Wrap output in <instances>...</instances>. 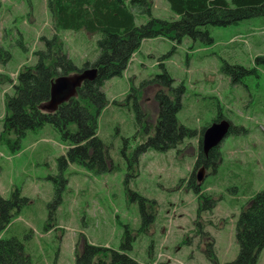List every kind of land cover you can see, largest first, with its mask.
Returning <instances> with one entry per match:
<instances>
[{
    "label": "rangeland",
    "instance_id": "obj_1",
    "mask_svg": "<svg viewBox=\"0 0 264 264\" xmlns=\"http://www.w3.org/2000/svg\"><path fill=\"white\" fill-rule=\"evenodd\" d=\"M148 1L153 17L176 19L165 0ZM146 20L139 17L137 25ZM54 25L47 0L0 1V45L11 55L0 65L1 79H9L0 84V195L10 198L18 190L27 200L3 237H17L34 264H75V251L85 243L118 250L126 230L132 238L129 255L143 264H213L207 251L216 264L233 261L239 251L236 220L251 197L264 191V65L255 62L264 56V17L224 28L209 26L211 43L143 41L125 72L103 86L108 104L98 119L97 135L106 144L109 171L68 164L61 172L64 182L53 178L68 146L50 125L28 131L17 146L2 128L5 96L13 94L18 72L35 64L34 53L45 49L41 38L56 34L61 52L77 68L97 58V34L58 32ZM224 65L241 66L247 73H222ZM162 69L172 79L171 89L183 88L176 119L184 132L174 149L148 150L135 162L136 148L155 134L157 94L169 97L172 90L158 83L139 89L140 119L127 96ZM218 114L237 132L218 146L215 170L195 168L202 130ZM193 185L200 188L198 195ZM132 193L146 200L151 218L145 225ZM203 196L216 206L198 214ZM257 264H264V249Z\"/></svg>",
    "mask_w": 264,
    "mask_h": 264
},
{
    "label": "trees",
    "instance_id": "obj_2",
    "mask_svg": "<svg viewBox=\"0 0 264 264\" xmlns=\"http://www.w3.org/2000/svg\"><path fill=\"white\" fill-rule=\"evenodd\" d=\"M1 1V0H0ZM170 12L176 19L163 20L153 17L152 5L148 0H47L48 12L55 20V31H84L97 34V58L77 68L72 60L61 52L57 44V35L50 40L41 38L45 49L36 51L35 64L22 68L16 75L13 94L4 99L5 116L2 121L3 134L13 135L15 146L28 131H35L50 125L60 136V141L67 145V151L58 159L59 175L54 182L61 179L62 170L68 164H79L96 172H107L106 144L97 135L98 119L107 107L103 92L104 83L120 77L143 41L164 38L179 45L184 38L193 41L213 42L209 31L212 27H228L252 18L264 17V0H165ZM147 20L137 25L139 17ZM11 59L10 53L0 45V65H6ZM256 64L264 65V56L255 59ZM88 69H96L93 81H85L77 88L74 97L59 105L54 111H45L42 106L50 100V89L58 77L79 74ZM221 72L225 74L247 73L241 66L224 65ZM162 74L154 79L144 81L138 88H131L127 99H133V110L140 119L141 112L137 104L136 93L139 89L158 83L164 88H172V79L162 69ZM1 79L0 84L4 81ZM231 82L236 80L232 77ZM172 95L157 94L159 116L155 134L134 151V161L148 150L166 152L174 149L184 132L177 124L176 115L181 109L183 88H173ZM220 114L213 120L221 121ZM205 129L202 130V134ZM237 131L232 126L230 134ZM195 168L202 166L215 170L220 159L219 148L208 154L201 150V139ZM193 176L191 181H193ZM194 194L200 188L192 186ZM61 186L55 187V201H59ZM132 195L139 201L143 225L149 222L146 200L138 194ZM203 204L197 213L210 211L216 201L203 196ZM27 200L15 190L10 198L0 195V264H34L25 252L24 244L17 237L4 238L15 216ZM235 239L239 246L236 258L225 264H257L261 250L264 249V191L251 197L249 206L241 210L235 224ZM132 238L125 231L118 250L85 243L81 251H75V264H143L129 255ZM207 259L216 264L215 255L206 252ZM53 264H57L55 261Z\"/></svg>",
    "mask_w": 264,
    "mask_h": 264
},
{
    "label": "water",
    "instance_id": "obj_3",
    "mask_svg": "<svg viewBox=\"0 0 264 264\" xmlns=\"http://www.w3.org/2000/svg\"><path fill=\"white\" fill-rule=\"evenodd\" d=\"M96 76V69H88L72 76H62L54 80L50 89V100L43 107L45 111H54L56 108L74 97L77 88L85 81H93ZM230 124L227 121H219L209 125L202 134L201 150L203 154H208L217 148L224 138L229 134ZM201 180L200 175L197 177Z\"/></svg>",
    "mask_w": 264,
    "mask_h": 264
},
{
    "label": "crops",
    "instance_id": "obj_4",
    "mask_svg": "<svg viewBox=\"0 0 264 264\" xmlns=\"http://www.w3.org/2000/svg\"><path fill=\"white\" fill-rule=\"evenodd\" d=\"M169 9V8H168ZM173 15V14H172ZM174 16V15H173ZM176 18V16H174Z\"/></svg>",
    "mask_w": 264,
    "mask_h": 264
}]
</instances>
